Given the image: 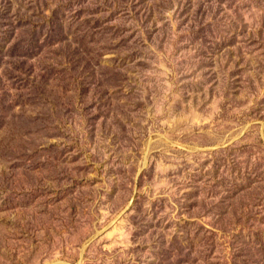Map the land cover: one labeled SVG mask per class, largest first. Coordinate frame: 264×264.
<instances>
[{
	"label": "rangeland",
	"instance_id": "374dc122",
	"mask_svg": "<svg viewBox=\"0 0 264 264\" xmlns=\"http://www.w3.org/2000/svg\"><path fill=\"white\" fill-rule=\"evenodd\" d=\"M0 264H264V0H0Z\"/></svg>",
	"mask_w": 264,
	"mask_h": 264
}]
</instances>
